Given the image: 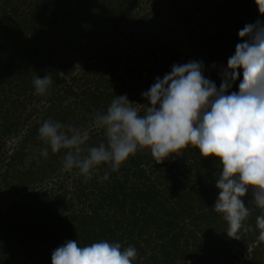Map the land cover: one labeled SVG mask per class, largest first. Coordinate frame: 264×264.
<instances>
[{
	"label": "trees",
	"instance_id": "1",
	"mask_svg": "<svg viewBox=\"0 0 264 264\" xmlns=\"http://www.w3.org/2000/svg\"><path fill=\"white\" fill-rule=\"evenodd\" d=\"M258 19L255 0H0V264H52L69 240L134 246L133 264H264L259 210L240 240L213 210L215 158L188 147L157 164L144 150L107 180L101 168L84 182L63 168V153L41 156L38 137L53 119L98 145L94 113L115 96L140 108L173 65L203 62L219 89L239 31ZM45 75L52 85L41 97L33 79Z\"/></svg>",
	"mask_w": 264,
	"mask_h": 264
},
{
	"label": "clouds",
	"instance_id": "2",
	"mask_svg": "<svg viewBox=\"0 0 264 264\" xmlns=\"http://www.w3.org/2000/svg\"><path fill=\"white\" fill-rule=\"evenodd\" d=\"M255 4L264 17V0ZM238 35L241 42L227 68L220 69L219 89L205 78L203 62L173 65L142 94L147 103L140 108L127 96H115L106 110L94 113L93 125L105 137L98 145H89L87 130L44 120L38 128L40 155L63 153V168L87 182L101 168L102 179L107 180L139 151H149L161 164L181 157L188 147L196 148L203 158H215L221 166L213 210L226 222L228 237L240 240L242 232L253 230L246 221L255 208L259 210L255 229L264 242V22L246 24ZM237 81L238 92H230ZM51 85L50 75L33 79L41 97L50 94ZM249 190L252 207L243 199ZM136 258L134 246L122 248L107 240L87 246L69 240L51 256L52 264H133Z\"/></svg>",
	"mask_w": 264,
	"mask_h": 264
}]
</instances>
